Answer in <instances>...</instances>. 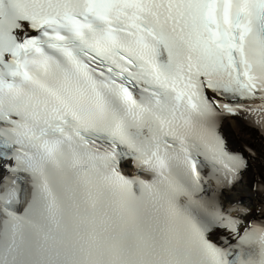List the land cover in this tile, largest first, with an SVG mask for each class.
Wrapping results in <instances>:
<instances>
[{
  "label": "snow or ice",
  "instance_id": "1",
  "mask_svg": "<svg viewBox=\"0 0 264 264\" xmlns=\"http://www.w3.org/2000/svg\"><path fill=\"white\" fill-rule=\"evenodd\" d=\"M0 264H264V0H0Z\"/></svg>",
  "mask_w": 264,
  "mask_h": 264
},
{
  "label": "bare ground",
  "instance_id": "2",
  "mask_svg": "<svg viewBox=\"0 0 264 264\" xmlns=\"http://www.w3.org/2000/svg\"><path fill=\"white\" fill-rule=\"evenodd\" d=\"M225 132L229 137L233 147H239L240 141L246 140L252 142L254 135L250 129H247L242 122L238 120L227 121L225 125ZM250 175V174H249ZM247 180V176L245 178ZM241 186H237V190L232 193L234 197H239L242 193L240 191Z\"/></svg>",
  "mask_w": 264,
  "mask_h": 264
}]
</instances>
